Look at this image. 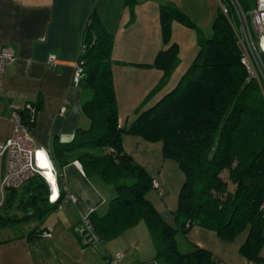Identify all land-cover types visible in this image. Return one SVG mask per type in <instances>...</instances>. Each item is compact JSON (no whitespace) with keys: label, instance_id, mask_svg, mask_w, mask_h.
<instances>
[{"label":"trees","instance_id":"1","mask_svg":"<svg viewBox=\"0 0 264 264\" xmlns=\"http://www.w3.org/2000/svg\"><path fill=\"white\" fill-rule=\"evenodd\" d=\"M126 3L134 5L137 0ZM175 20L189 23L175 3L162 4L165 43L171 42ZM199 34L198 53L174 86L169 83L180 63L177 44L159 51L152 64H136L161 70L163 77L137 110L132 125L124 127L119 122L113 78V65L123 62L113 60L115 35L94 10L77 63L82 77L75 84L87 94L82 111L90 127L78 128L68 142L55 138L51 159L58 170L77 161L88 178L98 177L114 188L116 195L108 212L103 216L92 212L88 217L99 243L116 239L145 222L161 264H227L199 246L182 253L178 234L187 235L199 226L214 231L224 241H234L248 229L240 251L247 262L264 264V94L258 82L249 77L233 28L221 10L211 35ZM42 108L39 102L16 111L23 126L31 130ZM124 135L162 142L164 158L176 161L183 171L175 226L169 225L148 199L156 188L155 178L127 152ZM59 179L61 183L62 177ZM7 191L0 209V230L15 228L17 223H42L65 198L61 194L51 203L41 177L22 190ZM45 234V229L35 228L24 235L32 240ZM79 236L86 246L96 245L91 237Z\"/></svg>","mask_w":264,"mask_h":264},{"label":"crops","instance_id":"2","mask_svg":"<svg viewBox=\"0 0 264 264\" xmlns=\"http://www.w3.org/2000/svg\"><path fill=\"white\" fill-rule=\"evenodd\" d=\"M126 2L0 0V49L12 48L15 52L13 62L7 67L0 95V142L7 140L13 133V112L33 103L41 102L43 108L35 127L29 131L37 149L47 152L51 161L50 152L55 138L68 142L73 139L78 128L90 127V121L82 111L87 94L75 86L74 76L84 30L94 10L107 30L115 35L113 60L124 63L113 65L119 110L124 105L131 108L154 90L163 72L136 65L152 64L161 48L159 25L155 23L156 30L151 36L143 30V20L154 3L146 6L142 0H137L134 5ZM167 2L178 4L183 10L180 5L183 0ZM152 37L155 39L152 40ZM51 57L55 59L54 64L49 61ZM184 73H175L169 86H174ZM128 123L129 119L126 121ZM123 143L127 152L132 154L133 149L128 146L127 137H124ZM0 163L2 180L6 172L4 158H0ZM52 164L61 194L64 197L75 196L76 202H62L44 222H32L29 229L0 230V264H106L119 253L125 255L122 264H161L156 260L157 250L145 222L116 239L86 246L80 239L78 228L92 212L105 215L116 192L100 178H88L77 161L60 170L53 161ZM150 174L158 183L155 173ZM157 189H160L159 183ZM160 213L163 215L162 211ZM168 223L175 225V222ZM35 228L45 229L50 236L29 240L24 234ZM198 229L202 230L192 232L194 236L189 240V245L193 243V247L209 250L200 236L213 241L219 238L215 232ZM179 244L180 241L177 242L178 247ZM182 250L183 253L190 252ZM213 254L225 262L217 253Z\"/></svg>","mask_w":264,"mask_h":264},{"label":"rangeland","instance_id":"3","mask_svg":"<svg viewBox=\"0 0 264 264\" xmlns=\"http://www.w3.org/2000/svg\"><path fill=\"white\" fill-rule=\"evenodd\" d=\"M167 1L170 0H142V2L146 6L152 3L156 4V6L153 4L150 12H147L148 16H146L143 20V30H145L148 36H151L150 34H153V32L156 30L155 23L156 25H159L161 37L160 40L162 41L159 51L166 50L172 44H177V46L179 47L180 63L175 69V74L177 72L179 73L182 71H186L192 64L199 49V32L202 31L206 36L211 35L213 23L217 17L218 10H220V4L218 0H183V3H180V5L181 7H183L182 11L187 16L189 23L186 24L182 21L175 20L171 25V42L165 43L162 36L160 8L161 5L165 4ZM250 1L253 2L254 0ZM176 5L178 8H180L178 4ZM154 39L155 37H152V40ZM146 44L147 46L150 45V43L148 42ZM165 90L166 88L158 93L155 96L154 101L161 97ZM145 100L146 98H142V100L136 105H133L132 103L133 106H130L131 108H127L125 105H122L123 107H121L119 110L118 107L119 122L122 126L130 127L132 125V123L137 118V110L143 105ZM117 103H119L118 98ZM128 119L129 123L126 124V121H128ZM124 137L128 138V146L132 147L133 149L131 150V153L134 159L138 163L144 165L149 173L154 172V176L156 175L155 177H157L160 189L151 190L147 196L148 199L151 201L155 208L158 207L159 213L160 211H162L163 215H161V213L160 215L165 221L168 220L174 223L175 219L173 215L179 207L180 191L185 180L183 171L180 169L176 161L164 158L162 152V142L153 143L146 141L141 137L133 135H124ZM97 153H100V151L97 150ZM1 167L2 165L0 163V168ZM1 183L2 180H0V186ZM17 224L13 225L15 226V228L13 227L14 231H22L24 230V228L29 229V227L32 225L27 224L24 226H18L20 224ZM168 224L171 226H175L174 224ZM198 228L202 227L194 226L193 229L187 233V235H184L182 233L178 234L176 240L177 242L180 241L178 249L182 253L184 252L182 249L187 252H191L192 250H194V244L192 243L191 245H189V240L192 236H194L192 232H196V230H202ZM248 231L249 230L246 229L234 241H224L219 238L216 233L214 234L215 236H217V238H219L220 241L218 239V241H215V239L213 241V239L209 237H200L201 241L203 240L205 242V245L210 248L208 249L211 250L213 248V250L216 252H214L213 250L211 251L213 253H217V255H219L227 264H247V260L241 253L240 249L247 239ZM6 234L7 233H4V235ZM187 248H189V250ZM262 254L264 255V247L262 250Z\"/></svg>","mask_w":264,"mask_h":264},{"label":"built area","instance_id":"4","mask_svg":"<svg viewBox=\"0 0 264 264\" xmlns=\"http://www.w3.org/2000/svg\"><path fill=\"white\" fill-rule=\"evenodd\" d=\"M220 10L232 26L237 43L241 49L242 60L249 77L256 80L264 94V0H219ZM15 52L12 48L0 49V95L3 92L4 77L8 65L13 62ZM54 64L55 59L50 58ZM82 77L78 66L74 76L77 84ZM13 133L5 141L0 142V158L6 162V172L0 186V209L5 203V193L8 189H21L30 186L31 181L41 177L48 185L51 203H56L61 197L56 170L43 167L42 161L47 158V152L38 150L30 131L23 126L17 111L12 114ZM51 165V162H50ZM54 176L53 181L47 174ZM55 184V185H54ZM56 187V188H55ZM158 188V183L155 182ZM63 202H76V197L67 195ZM82 236H89L98 244L89 219H85L78 228ZM46 237L50 235L45 234ZM87 241V240H86ZM88 242V241H87ZM124 254H117L106 264H122ZM247 264H255L252 261Z\"/></svg>","mask_w":264,"mask_h":264},{"label":"bare ground","instance_id":"5","mask_svg":"<svg viewBox=\"0 0 264 264\" xmlns=\"http://www.w3.org/2000/svg\"><path fill=\"white\" fill-rule=\"evenodd\" d=\"M41 165L44 167H47V169H51V166H50V163H49V161H48V159L47 158H45L43 161H42V163H41ZM47 176L48 177H51V179L53 180V175L52 174H50V172L47 174ZM56 188V187H55Z\"/></svg>","mask_w":264,"mask_h":264},{"label":"clouds","instance_id":"6","mask_svg":"<svg viewBox=\"0 0 264 264\" xmlns=\"http://www.w3.org/2000/svg\"><path fill=\"white\" fill-rule=\"evenodd\" d=\"M50 162H51V166L54 168V165L52 164V161L50 160ZM44 180V179H43ZM46 183V182H45ZM47 184V183H46ZM48 186V185H47ZM48 191H49V189H48ZM50 198V197H49Z\"/></svg>","mask_w":264,"mask_h":264}]
</instances>
